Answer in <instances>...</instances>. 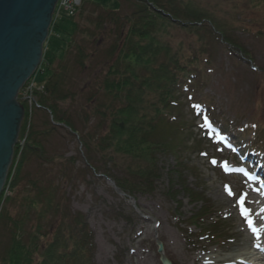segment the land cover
Instances as JSON below:
<instances>
[{"label": "rangeland", "instance_id": "1", "mask_svg": "<svg viewBox=\"0 0 264 264\" xmlns=\"http://www.w3.org/2000/svg\"><path fill=\"white\" fill-rule=\"evenodd\" d=\"M195 1L208 6L219 21L229 24L232 38L247 58L218 39L213 40L206 53L209 62L202 58L197 62L199 67L188 83L189 90H179L178 111L172 109L173 114L178 113V122L185 130L177 134L172 131L167 138L171 134L176 142H182L183 162L178 165L171 153L157 152L159 178L149 194L128 195L117 188L112 180L89 165L95 163V153L88 160L80 141V134L97 136L104 129L98 125L93 108L98 102H108L98 87L110 62L108 49L115 39V25L105 20L104 26L96 27V20L104 10L128 15L136 1L90 0L84 10L81 3L73 19L65 14L53 20L41 59L52 62L53 68L61 64L58 59L69 47L75 22L80 29L65 59L68 69L63 88L72 96L59 104L71 116L77 132L63 124H54L51 129V117L46 110L32 114L33 123L41 130L38 136L43 156L31 155L24 162L20 180L11 190L6 184L18 156L15 159L12 173L0 191V204L4 202L11 220L22 217L26 207L23 202L32 196L35 182L45 194H53L57 206L54 215L50 214L46 220L47 227L54 231L64 210L85 217L92 232L94 264H161L157 240L171 264H217L214 259L226 257L243 240L254 248H262L264 237L255 238L248 219H252L251 213L261 211L259 220H252L258 229L264 225V197L245 173L252 165L256 170L252 160L264 163V0ZM160 37L173 47L181 45L187 52L199 47L198 38L181 29L168 30ZM78 46L86 54L84 68L77 60ZM34 89L39 91L42 87L33 78L18 92L26 106V119L35 104ZM27 127L26 123L23 135L17 139L20 146L24 144ZM196 142L201 143L199 147H194ZM116 160L122 166L128 161L121 156ZM222 164L231 170L225 172ZM187 189L203 200L192 202ZM203 202L210 207L207 216L197 223L200 225H189V217ZM34 221L31 213L28 222L25 221L27 231ZM210 221H217L221 228L217 238L211 239L198 231ZM246 227L249 233L244 232ZM3 232L2 240L7 241L10 231ZM207 257L213 261L206 260ZM239 259H246L245 264H258L249 257Z\"/></svg>", "mask_w": 264, "mask_h": 264}, {"label": "trees", "instance_id": "2", "mask_svg": "<svg viewBox=\"0 0 264 264\" xmlns=\"http://www.w3.org/2000/svg\"><path fill=\"white\" fill-rule=\"evenodd\" d=\"M89 1L81 0L83 10ZM135 1V8L128 15L116 14V10H104L96 20V27L104 26L105 20L115 25V39L108 49L110 62L98 87V91L107 97L108 102H98L93 108L98 117V125L104 129L97 136L80 134L81 145L87 151L88 160L93 159L92 152L96 156L95 165H89L128 195L152 193L154 183L159 178L157 152L171 153L175 163L182 164L180 154L185 149L182 142H176L171 134L167 140L168 133L173 131L177 134V131L185 130L178 122V113L173 114L172 109L180 107L181 102L177 98L179 90H189L188 83L199 67L197 62L201 58L205 59V63L209 62L206 53L213 40L220 39L227 46L245 54L232 38L228 30L229 24L219 21L204 4L195 0ZM67 17L73 19V16ZM174 28L195 35L199 47H193L187 52L181 45L173 47L160 37L161 33L163 36ZM79 31L75 22L74 31L70 35L72 40L69 38L68 41L69 47ZM68 49L58 59L61 62L59 67L53 68L52 62L43 59L36 74L29 79L34 78L42 89H34L35 104L31 105L27 119L24 101L18 97L19 104L23 107L18 138L23 135L26 123L28 127L24 144L20 146L16 142L13 147L5 180L6 184L18 156V163L6 184L11 190L20 180L24 162L31 155L43 156L41 137L38 136L41 135V130L32 121L34 112L46 110L51 117V123L46 120V124L50 123L51 129L55 128L54 124H63L77 132L71 116L59 105L72 96L63 88L68 69L65 60ZM77 51L78 63L84 68L86 54L79 46ZM45 134L46 131L43 135ZM200 144L196 142L194 147H199ZM251 144L253 145V141ZM117 156L128 160L127 163L124 166L118 164ZM36 184L32 183V196L23 202L26 207L21 218L11 220L4 209V202L0 204V264H94L92 232L85 217L80 213L70 214V211L64 210L62 220L55 224L54 231L47 227L49 221L46 220H49L50 214L54 215L52 212L57 206L53 194H45ZM186 191L192 202L203 200L191 189ZM201 205L189 217V225H200L197 223L207 216L210 207L204 202ZM31 213L35 221L27 231L25 221L28 222ZM5 229L10 231L7 241L2 240ZM198 231L213 239L219 236L221 228L217 221H210Z\"/></svg>", "mask_w": 264, "mask_h": 264}, {"label": "water", "instance_id": "3", "mask_svg": "<svg viewBox=\"0 0 264 264\" xmlns=\"http://www.w3.org/2000/svg\"><path fill=\"white\" fill-rule=\"evenodd\" d=\"M57 0H0V191L17 142L23 107L18 92L42 59ZM161 264H171L156 241Z\"/></svg>", "mask_w": 264, "mask_h": 264}, {"label": "bare ground", "instance_id": "4", "mask_svg": "<svg viewBox=\"0 0 264 264\" xmlns=\"http://www.w3.org/2000/svg\"><path fill=\"white\" fill-rule=\"evenodd\" d=\"M257 203H259V202L257 201ZM255 206H256V204H255ZM261 214H262L261 211L256 213V215H255V213H251V217L253 220H259ZM261 222H263V220ZM254 223H255V221H254ZM244 232L249 233V229L246 227L244 229ZM263 237H264V225H262V227L259 229V237H257V235H256L255 238L259 240ZM248 243L249 242H246L243 240V241H240L239 243L235 244V246L230 250L229 254L224 258H216L213 261V258L207 257L206 260H211L217 264H245V262H247L245 257L246 258L249 257V258H252L253 260H255L256 263H258V264H264L263 252L254 249L253 246L252 245L250 246ZM262 247H263V244H262ZM247 254H249V256H247ZM191 258L194 260V257H191ZM239 258H244L245 260L241 261Z\"/></svg>", "mask_w": 264, "mask_h": 264}, {"label": "built area", "instance_id": "5", "mask_svg": "<svg viewBox=\"0 0 264 264\" xmlns=\"http://www.w3.org/2000/svg\"><path fill=\"white\" fill-rule=\"evenodd\" d=\"M81 4V0H57L53 14H52V22L55 18L66 14L67 16H74ZM57 5H59L57 7ZM58 15V16H56Z\"/></svg>", "mask_w": 264, "mask_h": 264}, {"label": "snow or ice", "instance_id": "6", "mask_svg": "<svg viewBox=\"0 0 264 264\" xmlns=\"http://www.w3.org/2000/svg\"><path fill=\"white\" fill-rule=\"evenodd\" d=\"M248 225L251 228V230L253 231V233L256 234L257 237H259V229L255 226V224H254L252 219H248Z\"/></svg>", "mask_w": 264, "mask_h": 264}]
</instances>
